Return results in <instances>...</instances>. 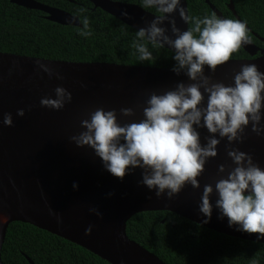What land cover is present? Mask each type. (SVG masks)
Listing matches in <instances>:
<instances>
[{"label":"water","instance_id":"1","mask_svg":"<svg viewBox=\"0 0 264 264\" xmlns=\"http://www.w3.org/2000/svg\"><path fill=\"white\" fill-rule=\"evenodd\" d=\"M10 1L45 12L50 21L81 25L78 16L37 0ZM89 1L94 9L101 8L136 30L147 27L159 15L137 3ZM206 1L220 18L226 19L209 0ZM181 6L189 12L187 0H181ZM229 7L240 19L233 0ZM124 11L129 13L128 17L122 15ZM171 15L182 31L188 29L189 25L180 18L178 10ZM73 16L77 17L74 22ZM162 26L172 35L169 23ZM165 47L174 52L169 46ZM242 47L249 58L231 59L215 74L206 67L205 73L212 75L215 81L233 85L234 74L242 65L255 64L264 72V49L252 41ZM39 64H47L64 79L49 78L47 73L38 70ZM178 82L191 81L184 73L177 76L172 68L65 61L0 51V120L11 113L14 121L11 127L0 124V264H5L1 249L7 228L13 221L30 223L63 237L111 264H167L127 234L128 220L143 211H171L217 232L264 243V238H259L258 234L239 231L238 225L229 226L227 217L221 218L220 210L215 207L217 194L211 197L210 220L199 210L203 186L214 184L219 178L220 164H232L225 152L226 139L221 141L218 157L206 164V171L199 178L201 188L186 185L171 200L167 193L157 198L154 190L140 184L142 169H136L134 174L120 181L104 169L91 148H79L70 141L71 136L83 130L81 120L89 118L88 114L96 108L115 109L122 124L138 122L142 119L138 105H144L151 92L162 94ZM58 86L72 93V102L61 110L42 107L41 99L55 98L54 89ZM121 108H133L136 114L123 117L119 113ZM19 109L25 110L23 117L17 115ZM199 131L202 143H206L203 138L209 135L207 130ZM248 131L246 141L235 146L253 155L255 162L264 169V136L258 137L250 129ZM74 182L79 184L78 190L73 188ZM110 192L114 193L111 197L108 196ZM91 208L98 209L102 217L91 213ZM57 217L62 222H58ZM90 225L92 233L86 235L85 230Z\"/></svg>","mask_w":264,"mask_h":264},{"label":"clouds","instance_id":"2","mask_svg":"<svg viewBox=\"0 0 264 264\" xmlns=\"http://www.w3.org/2000/svg\"><path fill=\"white\" fill-rule=\"evenodd\" d=\"M143 7L155 8L160 14L136 33L133 46L139 59L153 58L145 39L153 47L167 45L174 50L172 71L177 76L184 73L191 82H178L162 94L151 92L145 104L138 105L142 110L138 122L122 124L115 109L96 108L88 114L89 118L81 120L83 130L71 136L70 141L79 148H91L104 169L120 181L142 169L140 184L154 190L157 198L167 193L171 200L186 185L201 188L199 178L205 173L206 164L218 157L221 141L226 139L225 152L232 164H220L219 178L214 184L203 186L199 210L211 219V197L215 193L218 195L215 207L221 218H228L230 227L238 225L237 230L264 238V169L253 155L235 146L246 141L249 129L258 137L264 136V72L255 64L242 65L234 74L233 85L215 81L205 73L207 67L215 74L243 45L251 43L247 25L215 14L193 18L181 6V0H143ZM177 10L189 25L186 31L177 26L171 15ZM122 15L128 17L129 13L124 11ZM76 18L73 16V22ZM79 20L83 26L80 35L90 36L89 19L85 16ZM166 22L171 25L172 35L162 26ZM38 70L49 78L64 79L47 64H39ZM54 91L55 98L41 99L42 107L61 110L72 102V93L66 88L58 86ZM119 113L133 117L136 111L121 108ZM17 115L23 117L25 110L19 109ZM13 123L11 113L0 120V124L8 127ZM199 129L207 130L209 135L203 138L206 143H202ZM73 188L78 190L79 184L74 182ZM113 195L108 193L109 197ZM89 211L102 217L96 208ZM57 219L62 222L60 217ZM91 233L90 225L85 234Z\"/></svg>","mask_w":264,"mask_h":264},{"label":"trees","instance_id":"3","mask_svg":"<svg viewBox=\"0 0 264 264\" xmlns=\"http://www.w3.org/2000/svg\"><path fill=\"white\" fill-rule=\"evenodd\" d=\"M89 19L91 35H80L82 24L63 25L48 20L44 12L10 0H0V51L76 62H109L173 68L174 52L153 47L150 61H141L133 46L138 30L89 0H39ZM143 7V0H122ZM189 14L204 18L217 13L206 0H187ZM226 19L247 25L252 42L264 48V0H209ZM144 8V7H143ZM156 14L155 8L147 9ZM220 18V17H219ZM243 47L231 59L249 58ZM128 236L158 255L167 264H264V243L229 236L171 211H143L127 222ZM5 264H111L86 248L30 223L13 221L1 249ZM29 259H28V258ZM33 262H31V261Z\"/></svg>","mask_w":264,"mask_h":264},{"label":"flooded vegetation","instance_id":"4","mask_svg":"<svg viewBox=\"0 0 264 264\" xmlns=\"http://www.w3.org/2000/svg\"><path fill=\"white\" fill-rule=\"evenodd\" d=\"M37 1H39V0H37ZM67 1H69V2H72V3H74V4H76L77 5V0H67ZM119 1H122V0H119ZM39 2H41V1H39ZM91 2V1H90ZM122 2H124V1H122ZM42 3H44V2H42ZM92 3V2H91ZM127 3H132V2H127ZM44 4H46V3H44ZM93 4V3H92ZM47 5H50V4H47ZM50 6H53V7H57V6H55V5H50ZM57 8H59V7H57ZM60 9H62V8H60ZM92 9L94 10V5H93V7H92ZM63 10H65V9H63ZM66 11V10H65ZM69 12V11H68ZM45 13V12H44ZM71 13V12H70ZM46 14L47 13H45L44 14V16H46ZM72 14V13H71ZM74 15V14H73ZM75 16H77V15H75ZM46 18V17H45ZM260 47V46H259ZM260 49H264V48H262V47H260ZM260 54V51L257 53V56Z\"/></svg>","mask_w":264,"mask_h":264}]
</instances>
